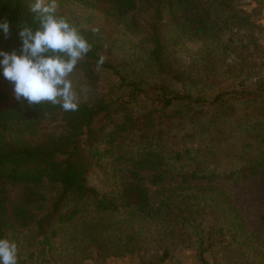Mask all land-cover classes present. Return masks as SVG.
Wrapping results in <instances>:
<instances>
[{
    "label": "trees",
    "instance_id": "1",
    "mask_svg": "<svg viewBox=\"0 0 264 264\" xmlns=\"http://www.w3.org/2000/svg\"><path fill=\"white\" fill-rule=\"evenodd\" d=\"M31 3L0 0V21L10 22L0 51L20 54V27L38 26ZM89 3L58 0L57 15L92 45L72 76L94 86L107 78L108 90L74 112L26 100L0 107V238L17 243L18 264L120 256L165 264L186 247L200 264H264V239L215 184L264 178V118L240 115L232 102L258 95L247 82L250 46L241 31L259 25L240 0H106L115 40L145 50L154 69L147 79L69 9ZM186 43L197 48L186 50L192 59L179 69L170 47ZM198 84L213 92L193 93ZM12 87L0 70V102ZM94 164L108 176L104 190L88 182ZM10 184L24 187L15 205Z\"/></svg>",
    "mask_w": 264,
    "mask_h": 264
},
{
    "label": "rangeland",
    "instance_id": "2",
    "mask_svg": "<svg viewBox=\"0 0 264 264\" xmlns=\"http://www.w3.org/2000/svg\"><path fill=\"white\" fill-rule=\"evenodd\" d=\"M95 5L91 6V3L86 5H75L69 9L72 14L75 15L77 21L85 28L93 27L100 28L103 35L108 36L109 40L115 43L114 57L120 61L131 63V67L136 69V72L147 79H153L154 69L151 67L145 50L141 45H137V48L129 49L122 48L120 41L115 39L118 37V23L109 15L106 14L105 8L107 6L106 0H89ZM65 5V4H64ZM240 8L247 10L256 23L259 25L251 31H241L246 40V43L250 46V54L247 59L252 64V75L248 78L247 82L251 88L257 89L258 95L254 100L244 99H232L233 104L238 106V112L240 115H247L258 118H264V0H240ZM68 6H64L67 8ZM183 13V11H179ZM152 15V10L147 8L145 12L140 15V18L144 21H149ZM165 36L170 38L168 32H165ZM251 38V41H250ZM189 45L188 47H186ZM182 47V48H181ZM180 48L170 47L171 57L170 61L174 67H181V65L187 64L191 61L192 56L186 51L190 48H197V45L186 43ZM181 69V68H179ZM74 87L77 92H80L81 88L86 87L88 92L86 94L80 93L81 101H90L96 95L105 93L108 90L109 80L102 79L97 86L87 85L78 76H71ZM191 91L193 93H201L204 95H210L213 91L210 88H205L198 84L192 86ZM249 101V102H248ZM17 100L14 97V87L8 91V98L0 102V107L9 109ZM199 137L195 139V141ZM108 176L105 171L99 166L93 165L88 174V182L91 186H96L101 190L106 189V183H108ZM221 189L227 191V193L235 201L239 211L246 221L247 227L251 230H255L264 239V178L263 177H250L240 180L239 182H233L231 180H222L215 183ZM9 205H15L22 197L24 187L21 184H10ZM206 222L205 226H208ZM97 249L93 248V253L96 255ZM208 257H210L208 255ZM36 264H46L41 259H36ZM211 261L212 258L210 259ZM137 260L131 258V256L111 257L106 260L100 259L96 262L94 258H87L78 264H137ZM51 264H59L55 261H51ZM165 264H200L196 260V252L194 248L186 247L181 248L175 254L171 260H167Z\"/></svg>",
    "mask_w": 264,
    "mask_h": 264
},
{
    "label": "clouds",
    "instance_id": "3",
    "mask_svg": "<svg viewBox=\"0 0 264 264\" xmlns=\"http://www.w3.org/2000/svg\"><path fill=\"white\" fill-rule=\"evenodd\" d=\"M57 9L58 0H34L29 5L38 26L35 30L20 27V54L0 51V70L14 84L17 101L26 100L29 106L51 103L74 112L81 103L80 93L86 94L88 89L81 88L78 93L71 76L92 45L75 24L57 15ZM0 30L7 37L10 22L0 21ZM104 62L105 57L100 56L97 67ZM18 254L15 241L0 238V264H18Z\"/></svg>",
    "mask_w": 264,
    "mask_h": 264
}]
</instances>
